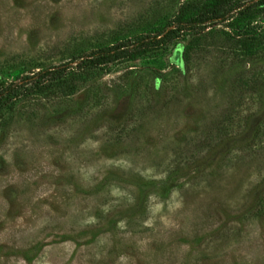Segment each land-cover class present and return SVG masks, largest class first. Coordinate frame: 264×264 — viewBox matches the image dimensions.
I'll list each match as a JSON object with an SVG mask.
<instances>
[{
  "label": "rangeland",
  "instance_id": "rangeland-1",
  "mask_svg": "<svg viewBox=\"0 0 264 264\" xmlns=\"http://www.w3.org/2000/svg\"><path fill=\"white\" fill-rule=\"evenodd\" d=\"M221 1L224 21L0 116V264H264V0ZM214 2L0 0V82Z\"/></svg>",
  "mask_w": 264,
  "mask_h": 264
},
{
  "label": "trees",
  "instance_id": "trees-1",
  "mask_svg": "<svg viewBox=\"0 0 264 264\" xmlns=\"http://www.w3.org/2000/svg\"><path fill=\"white\" fill-rule=\"evenodd\" d=\"M230 9L221 0H215L208 8H204L202 5L185 4L178 8L171 21L165 23L162 20H156L138 36L116 40L107 47L93 49L81 56H72L67 63L56 68L22 71L9 81L0 82V116L9 110L18 98L50 101L69 97L82 83L84 76L92 70L133 59L153 49L165 48L173 38H181L191 33L196 34L207 25L224 21L229 17ZM248 9V7L241 9L239 14L245 15ZM177 65H180L178 60ZM217 130L216 137L218 138L223 128L220 127ZM210 133V131L204 133L190 153L181 151L173 156L170 165L177 167L174 168V172L179 166L194 165L199 161L198 159H201V157L198 158L201 151L208 154L219 143V138L212 137Z\"/></svg>",
  "mask_w": 264,
  "mask_h": 264
}]
</instances>
